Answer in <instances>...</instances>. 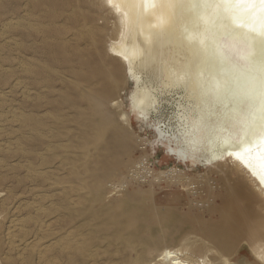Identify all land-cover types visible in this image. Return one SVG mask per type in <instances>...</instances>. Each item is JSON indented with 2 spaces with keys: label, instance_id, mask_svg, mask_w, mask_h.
Masks as SVG:
<instances>
[{
  "label": "rangeland",
  "instance_id": "1",
  "mask_svg": "<svg viewBox=\"0 0 264 264\" xmlns=\"http://www.w3.org/2000/svg\"><path fill=\"white\" fill-rule=\"evenodd\" d=\"M117 31L103 0H0V264H158L166 248L256 264L245 239L232 248L219 232L246 182L234 164L180 162L109 105L128 110L133 89L107 52ZM179 96L152 116L167 136Z\"/></svg>",
  "mask_w": 264,
  "mask_h": 264
},
{
  "label": "bare ground",
  "instance_id": "2",
  "mask_svg": "<svg viewBox=\"0 0 264 264\" xmlns=\"http://www.w3.org/2000/svg\"><path fill=\"white\" fill-rule=\"evenodd\" d=\"M103 1L118 26L116 38L107 45L108 55L122 65L133 84L128 110L122 109L121 98L109 105L121 110L120 120L127 125L132 116L149 124L160 143L165 142L163 147L169 148L180 162L209 168L227 161L234 164L233 172L240 173L250 186L242 181L235 183L224 202L225 215L219 232L232 241V248L240 239H245L256 264H264V211L252 205L260 198L264 201L261 183L264 125L259 120L250 122L244 106L225 115L224 106L208 91L221 68L231 70V64L222 63L217 50L243 69L246 65L243 57L254 52L253 46L264 40L260 34L264 28V12L259 5L251 12H243L242 20L247 27L239 28L210 3L205 5L201 0H154L147 4L144 0H112L111 4ZM110 70L114 73V69ZM172 93L179 94L185 103L179 106L178 122L169 127L171 134L168 132L167 136L162 122L152 121V116L158 113L162 99ZM241 146L250 150L245 154L250 167L227 155L228 151H241ZM258 218L263 221H256ZM208 236L218 239L214 232ZM188 256L166 248L156 256V261L158 264H200ZM220 261L219 264H230L225 256Z\"/></svg>",
  "mask_w": 264,
  "mask_h": 264
},
{
  "label": "snow or ice",
  "instance_id": "3",
  "mask_svg": "<svg viewBox=\"0 0 264 264\" xmlns=\"http://www.w3.org/2000/svg\"><path fill=\"white\" fill-rule=\"evenodd\" d=\"M109 4L112 0H107ZM152 3L154 0H144ZM205 5L211 4L212 8L226 17L235 26L246 28L247 25L242 20L243 12H251L254 6L259 5L261 12H264V0H201ZM259 16V14H257ZM252 31L251 28L248 29ZM264 35V28L261 33ZM222 63H230L231 70L221 68V71L214 77L208 88L216 102L225 108V115L228 111H234L240 106H244L248 111L250 122L257 120L264 125V40H261L258 50L243 57L246 65L239 69L234 61H230L221 50H217ZM204 90L202 89V94ZM241 151H228L227 155L235 161H240L244 167H250L245 154L250 150L241 146ZM264 184V177L261 178Z\"/></svg>",
  "mask_w": 264,
  "mask_h": 264
},
{
  "label": "water",
  "instance_id": "4",
  "mask_svg": "<svg viewBox=\"0 0 264 264\" xmlns=\"http://www.w3.org/2000/svg\"><path fill=\"white\" fill-rule=\"evenodd\" d=\"M260 44V43H259ZM259 44H257V46H253V49H254V51H256V50H258V48H259ZM172 153V152H171ZM173 154V153H172Z\"/></svg>",
  "mask_w": 264,
  "mask_h": 264
}]
</instances>
